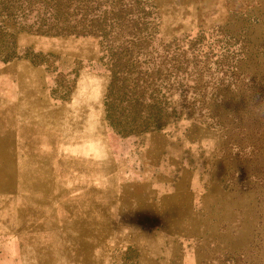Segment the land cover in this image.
<instances>
[{"label":"rangeland","instance_id":"obj_1","mask_svg":"<svg viewBox=\"0 0 264 264\" xmlns=\"http://www.w3.org/2000/svg\"><path fill=\"white\" fill-rule=\"evenodd\" d=\"M22 1L0 60V264H264L261 114L236 106H264V0ZM118 71L133 93L106 106ZM132 94L160 130L108 125Z\"/></svg>","mask_w":264,"mask_h":264},{"label":"trees","instance_id":"obj_2","mask_svg":"<svg viewBox=\"0 0 264 264\" xmlns=\"http://www.w3.org/2000/svg\"><path fill=\"white\" fill-rule=\"evenodd\" d=\"M24 4L25 3L22 0H0V18L2 19L0 23H2V26H3L0 28V44H6L7 45L6 48H8V50L5 53L7 55H2L1 45H0V60H2L3 63L10 61V59L14 55V47H12L13 44L12 43L10 44V41L12 40L14 33H18L19 31L27 27V25L23 23L24 22L23 17H20L21 16L20 14L23 12L22 8ZM18 10H22V11H18ZM30 27L31 26H28V28ZM35 32H38V31H35ZM119 73L120 71L112 74L113 80L108 90V94L106 95V106L108 105L107 103L111 101L113 102L115 100L114 96L116 94L118 95L120 94V96L118 97H120V100H121V97L124 98L125 96H127V93H133L132 90L134 89L132 90L130 89V91H126L129 87L126 86V83L124 80L121 81L119 78H117V75ZM133 97L134 95L132 94L129 98V102H130L129 107L130 109H132L130 116L134 115L130 119V122L119 125L118 121H115V119H113L115 114H112L111 109H109L108 107V109L106 110V120L108 122V125L113 130L122 132L125 135H130V132H132V131H126V128L128 127L133 128L135 130L138 129L139 132H144V131L146 132V130H150V129L152 131L160 130V128L164 126L166 122L163 119L164 115H162V110L157 106V103H155L153 100H149L147 106L149 108H154L155 110H157V113H154L151 115L149 114L146 117H142L143 115L142 113H140L141 111H136L137 110L136 108L137 106H141V104L144 103V101L141 102V104L138 103V99L131 101L133 100ZM132 102H133V105H131ZM236 106L237 108L241 109L240 117L241 116L244 117V118H240L241 123H245L247 119L252 116L250 114L251 110L260 111V114H261L259 116L260 120L259 119L254 120L253 122L255 125L252 126L251 128L252 130L255 131V133L253 134L255 136V139L252 141L251 144L254 147V149L258 151H262L263 152L262 154H264V124L261 123L263 121L261 120V117H264V106H262L261 103H255L253 96L249 98H242ZM119 115L121 114L119 113ZM246 126L248 127L249 125H246ZM243 129L244 128H241V130ZM254 174L255 175L253 177L257 175L256 173ZM221 185H222L221 188L223 189V191H226L223 181L221 182Z\"/></svg>","mask_w":264,"mask_h":264},{"label":"bare ground","instance_id":"obj_3","mask_svg":"<svg viewBox=\"0 0 264 264\" xmlns=\"http://www.w3.org/2000/svg\"><path fill=\"white\" fill-rule=\"evenodd\" d=\"M37 98V97H36ZM5 119V118H4ZM38 134V133H37ZM32 136V135H31ZM8 145V144H7ZM14 147V146H13ZM15 148V147H14ZM56 195V194H55ZM48 208V207H47ZM50 213V212H49ZM26 223V222H25ZM68 240V239H67Z\"/></svg>","mask_w":264,"mask_h":264},{"label":"crops","instance_id":"obj_4","mask_svg":"<svg viewBox=\"0 0 264 264\" xmlns=\"http://www.w3.org/2000/svg\"><path fill=\"white\" fill-rule=\"evenodd\" d=\"M221 187H222V186H221ZM221 187H220L221 191L224 192L223 189H222Z\"/></svg>","mask_w":264,"mask_h":264}]
</instances>
